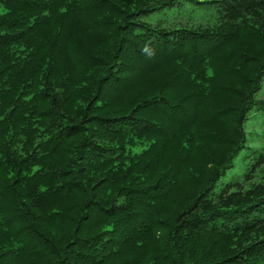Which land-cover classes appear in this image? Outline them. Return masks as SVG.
Segmentation results:
<instances>
[{
  "label": "trees",
  "instance_id": "obj_1",
  "mask_svg": "<svg viewBox=\"0 0 264 264\" xmlns=\"http://www.w3.org/2000/svg\"><path fill=\"white\" fill-rule=\"evenodd\" d=\"M181 1L0 0V264H264V0Z\"/></svg>",
  "mask_w": 264,
  "mask_h": 264
},
{
  "label": "rangeland",
  "instance_id": "obj_2",
  "mask_svg": "<svg viewBox=\"0 0 264 264\" xmlns=\"http://www.w3.org/2000/svg\"><path fill=\"white\" fill-rule=\"evenodd\" d=\"M211 14H212V10L209 7H206L205 5H202L201 3H194L191 2L190 0H182L180 4H176L172 7L164 8L162 10L148 14L145 17V19L147 22L151 24H154L156 22L182 23L184 19L189 18L191 16L200 18V17H207L208 15ZM255 126H257V124ZM247 127L251 128L254 126L253 124H248Z\"/></svg>",
  "mask_w": 264,
  "mask_h": 264
},
{
  "label": "clouds",
  "instance_id": "obj_3",
  "mask_svg": "<svg viewBox=\"0 0 264 264\" xmlns=\"http://www.w3.org/2000/svg\"><path fill=\"white\" fill-rule=\"evenodd\" d=\"M143 51H144L145 53H148L149 56H152V55L155 54V53H154V50H150L149 47H148L147 45L145 46V48L143 49Z\"/></svg>",
  "mask_w": 264,
  "mask_h": 264
}]
</instances>
